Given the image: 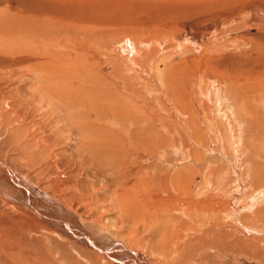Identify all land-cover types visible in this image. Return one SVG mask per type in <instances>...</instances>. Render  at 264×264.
Listing matches in <instances>:
<instances>
[{
    "label": "rangeland",
    "instance_id": "obj_1",
    "mask_svg": "<svg viewBox=\"0 0 264 264\" xmlns=\"http://www.w3.org/2000/svg\"><path fill=\"white\" fill-rule=\"evenodd\" d=\"M1 11L27 19V16L35 17L28 23L30 30L34 27L33 32L27 30L31 35L25 36L26 31L20 32V36L9 35L6 30L7 36L0 34V162L5 168L17 172L24 187L26 182L34 185L51 197L47 201L53 205L57 202L66 205L95 229L140 253L146 264L188 263H178L180 256L187 260L194 256L188 264H205V261L219 264L214 252L217 248L210 251L200 244L195 239L199 231L195 226L190 227L193 220L186 219L188 213L193 214V208L197 210L202 198H195L191 189L190 195L181 194L165 176L178 171L191 176L193 181L195 176L203 178L208 168L221 166L217 163L221 158L215 152L220 147L219 138L226 137L223 135L229 127L241 136L239 151L244 142L258 145V137L261 134L264 137V117L261 115L259 127L252 120L254 116L245 115L246 110L237 107L239 99L228 97L241 86L257 104L264 98V0H0ZM45 34L50 36L48 42L44 41ZM18 38L22 40L20 43ZM33 44L39 51L50 49L52 70L47 78L49 83L43 82L51 88L48 101L45 100L48 95L37 88L42 82L38 78L41 73L32 65L43 59L38 57L39 51ZM6 48L14 51L5 52ZM228 116L236 117L235 121ZM238 123L239 130L235 125ZM193 125L197 133L203 132L204 144L210 150L208 155L201 151L203 158L195 164L186 159L188 149L200 141L198 137L192 138ZM109 144L112 146L107 147ZM259 146L255 153L240 151L234 159L244 182L249 181L257 168V173L264 170V145ZM111 159L127 160L120 166L125 169L121 174L123 179L115 177L119 175L109 169L111 163L105 164ZM254 159H258L255 164ZM226 171L223 167L217 171L216 183L220 187L230 181ZM17 176L15 179H19ZM162 178L167 188L159 185ZM0 183V264H116L95 246L72 238L44 219L31 204L26 205L29 201L35 206L36 201L16 190L13 192L2 180ZM217 184L207 191L209 199L205 205L212 213L221 211L218 216L230 211V207L227 196L216 195ZM260 185L264 186V182ZM242 191L234 197L236 207L242 209L240 215L251 214L253 222H264L263 215L253 213L255 208L246 212L242 194L248 192ZM120 201L121 205L126 201L140 204L154 213L148 217L144 212L143 219L133 225L128 211H118ZM239 220L244 226L250 225ZM159 222L166 223L165 230L157 228ZM133 227H137L134 233ZM229 228L230 249L234 247L235 251H225L223 263L264 264V245H255L253 234L251 240L250 235L241 236ZM95 236L94 243L111 246L107 237ZM232 236L235 239L231 240ZM111 249L115 254L122 251H117V247ZM119 256H115L116 260Z\"/></svg>",
    "mask_w": 264,
    "mask_h": 264
},
{
    "label": "bare ground",
    "instance_id": "obj_2",
    "mask_svg": "<svg viewBox=\"0 0 264 264\" xmlns=\"http://www.w3.org/2000/svg\"><path fill=\"white\" fill-rule=\"evenodd\" d=\"M3 12V13H2ZM9 13V12H8ZM19 13V12H18ZM17 14V13H16ZM15 14V15H16ZM28 17V19L26 18V17H21V16H19V14H18V16H10V15H7V13L5 12L4 13V11H1L0 12V34L2 33V34H4L6 31H8V33H9V35L10 34H16V33H19V36H20V32H22L23 34L25 33V31H26V33H25V36H28L31 32H33V29H34V27H33V29H31L30 30V26H29V24L28 23H30V22H33V20H34V16H27ZM45 17H46V15H45ZM37 19V18H36ZM38 23V22H37ZM44 23V22H43ZM33 25V24H32ZM38 26V25H37ZM4 27V29H2ZM5 27H6V29H5ZM45 28V27H44ZM43 28V29H44ZM47 29H48V26L46 27ZM76 28V27H75ZM81 28V27H80ZM2 29V30H1ZM6 30V31H5ZM27 30H29V31H31L30 33L28 32V34H27ZM24 31V32H23ZM35 31V30H34ZM40 30L38 29V32H39ZM37 32V31H36ZM38 32H37V34H38ZM42 33V32H41ZM32 34V33H31ZM30 34V35H31ZM5 36H7V33H5L4 34ZM16 35H18V34H16ZM22 35V34H21ZM44 35V34H43ZM2 36V35H1ZM12 36V35H11ZM33 36V35H32ZM22 37V36H21ZM36 37V36H35ZM38 37V36H37ZM40 37V36H39ZM45 40L44 41H47L48 39L50 40V36H48V35H46L45 34ZM1 38H4V37H1ZM9 38V37H8ZM24 38V37H23ZM32 38V37H31ZM41 38H43L42 36H41ZM6 39V38H5ZM5 39H3V40H5ZM15 39H17L16 37H15ZM27 40L29 39V38H26ZM44 39V38H43ZM0 40H2V39H0ZM26 40V41H27ZM34 40V39H33ZM38 40V39H37ZM7 41V40H6ZM5 41V42H6ZM12 41H14V40H12ZM18 41H19V38H18ZM20 41H22L21 39H20ZM20 41H19V43H20ZM31 41V40H30ZM30 41H29V43H30ZM35 41H36V39H35ZM77 42L79 41V39H77L76 40ZM38 42H41V41H38ZM48 42V41H47ZM7 43V42H6ZM31 43H32V41H31ZM46 43V42H45ZM18 44V43H17ZM36 44H37V42H36ZM46 44H50V42L49 43H46ZM4 45V44H3ZM10 45V44H9ZM8 45V46H9ZM15 45V44H14ZM26 45V44H25ZM34 45V47H35V44H33ZM44 45V44H43ZM39 46V45H38ZM41 46V45H40ZM50 46V45H49ZM7 47V46H6ZM13 47V46H12ZM29 47H31V46H29ZM28 47V48H29ZM45 47V46H44ZM44 47H42V50H43V48ZM2 48H3V46H2ZM10 48H11V45H10ZM17 48H19V47H17ZM33 47H31L29 50L31 51V49H32ZM36 48V50H38L39 51V47H35ZM46 48V47H45ZM48 48V47H47ZM1 49V48H0ZM49 49V48H48ZM6 50L7 51H5V50H3V51H5V52H10V51H14L13 50V48H12V50H10V51H8V48H6ZM16 51V50H15ZM32 51L34 52V50L32 49ZM11 53V52H10ZM30 53V52H29ZM13 54V53H12ZM34 54V53H33ZM36 54L38 55V57H40V58H42L43 59V61H41V62H37V64H34V65H32L31 67L34 69V70H36V71H38L39 73H41V75H39V79L42 81V82H38L39 84L37 85V88H38V90H40V92L41 93H46L47 95L49 94L50 95V86H48V84H47V86H46V83H43L44 81H47L48 83H49V81L47 80V78H49L50 77V49L49 50H46L45 49V51L43 50V51H39V52H36ZM32 55V54H31ZM53 56V55H52ZM35 57H37V56H35ZM54 58V57H53ZM83 59V58H82ZM53 61V60H52ZM77 62V61H76ZM75 63V62H74ZM80 66V65H79ZM174 66V65H173ZM32 69V70H33ZM172 69H177L176 67H174V68H172ZM171 69V70H172ZM52 70V69H51ZM158 70H160V69H158ZM173 72V71H172ZM55 73V72H54ZM67 73V72H66ZM80 73H81V71H80ZM176 73H177V71H176ZM36 74V73H35ZM56 74V73H55ZM40 84H42V85H40ZM256 85L258 84V83H255ZM51 85V84H50ZM72 85V84H71ZM247 85L250 87V88H252L253 87V85H252V87H251V85L249 84V83H247ZM246 85V86H247ZM260 85V84H259ZM72 87V86H71ZM262 87V86H261ZM62 88V87H61ZM70 88V87H69ZM64 88H62V91L64 92V90H63ZM85 89V88H84ZM253 89V88H252ZM254 90V89H253ZM248 92V90H246L245 89V87H241V86H239L238 88H236L235 90H234V92H231V93H233L232 95H230V94H228L229 96L228 97H232V96H234L235 98H237V99H239V103L237 104V107L238 106H241V107H243V109H245L246 111V114L245 115H247V114H249V116L251 115V117L253 118V116H254V119H252V120H255L256 121V123L257 124H259V127L261 126V121H262V117H261V115L264 117V98H262L261 100H260V103H258L257 104V100H255V101H253L252 99H250L251 97H248L249 96V94L247 93ZM83 93V92H82ZM184 93V92H183ZM186 93V92H185ZM194 93V92H193ZM224 93H226V92H224ZM58 94V93H57ZM247 94V95H246ZM47 96V98L45 99V97H44V99L46 100V101H48V98H50V96ZM61 95V94H60ZM60 95H58L59 97H60ZM74 95V94H73ZM76 95V94H75ZM85 95V94H84ZM185 95V94H184ZM226 95V94H225ZM57 96V97H58ZM66 96V95H65ZM70 96V95H69ZM79 96V95H78ZM186 96V95H185ZM185 96H183V97H185ZM187 96H188V93H187ZM246 96L248 97L247 99H246ZM41 97V96H40ZM70 97H72V96H70ZM227 97V96H226ZM261 97V96H260ZM67 98V97H66ZM235 98H233V99H235ZM254 98V97H253ZM42 99V98H41ZM52 99V98H51ZM56 99V98H55ZM64 99V98H63ZM227 100H228V98H226ZM255 99V98H254ZM231 100V99H230ZM53 101H58V100H53ZM62 101V100H61ZM232 101V100H231ZM234 101V100H233ZM232 101V102H233ZM50 102H52V100L50 101ZM188 102V101H187ZM210 102H212L213 103V100H211ZM215 102H216V100H215ZM221 102H222V100H221ZM40 103V102H39ZM44 103V102H43ZM54 102H52V104H53ZM56 103V102H55ZM61 103V102H60ZM59 103V104H60ZM71 103H72V101H71ZM61 104H63V103H61ZM64 104H66V103H64ZM80 104V103H79ZM227 104V103H226ZM229 104V103H228ZM47 105V104H46ZM53 105H57V104H53ZM178 105H180V104H178ZM230 105V104H229ZM236 105V104H235ZM50 106H52V105H50ZM58 106H60V105H58ZM65 106V105H64ZM64 106H62V107H64ZM185 106H187V105H184V107ZM189 106V105H188ZM187 106V107H188ZM227 106V105H226ZM57 107V106H56ZM55 107V108H56ZM61 107V108H62ZM74 107V106H73ZM181 107V106H180ZM228 107V106H227ZM234 107V106H233ZM233 107H231V108H233ZM236 107V106H235ZM39 108V107H38ZM59 108V107H58ZM70 108V107H69ZM113 108V107H112ZM183 108V107H182ZM223 108V107H222ZM261 108V109H260ZM57 109V108H56ZM114 109V108H113ZM220 109V108H219ZM218 109V110H219ZM48 110V109H47ZM46 110V111H47ZM50 110H52V108L50 109ZM60 110V109H59ZM62 110V109H61ZM64 110H67L68 111V109H64ZM217 110V111H218ZM238 110H240V108L238 109ZM262 110V114L260 113V111ZM5 111V110H4ZM63 111V110H62ZM61 111V112H62ZM224 111H226V110H224ZM227 111L230 113L231 112V110H230V108H228L227 109ZM234 111V110H233ZM1 112V111H0ZM57 112V111H56ZM64 112V111H63ZM62 112V113H63ZM66 112V111H65ZM64 112V113H65ZM81 112V111H80ZM213 112V111H212ZM243 112H244V110H243ZM8 113V112H7ZM48 113V112H47ZM60 113V112H59ZM64 113H63V115H64ZM219 113V112H218ZM221 113V112H220ZM61 114V113H60ZM226 114V113H225ZM225 114L223 113V116H225ZM58 115V114H57ZM56 115V116H57ZM66 115H67V112H66ZM64 116L65 118L66 117H68L69 116V112H68V116ZM218 115V114H217ZM231 115V114H230ZM239 115H242L241 113L239 114ZM236 116V115H235ZM243 116V115H242ZM241 116V117H242ZM49 117V116H48ZM63 116L61 117V118H64ZM70 117V116H69ZM229 118H231L230 116H228ZM250 117V118H251ZM68 120H69V118H67ZM231 119H233L234 121H235V119H236V117H232ZM240 119V118H239ZM62 120V119H61ZM242 121H244V120H242ZM250 121H251V119H250ZM66 122V121H65ZM65 122H64V124H65ZM57 123V122H56ZM67 123V122H66ZM68 123H69V121H68ZM249 123V122H248ZM74 124V123H73ZM72 124V125H73ZM117 124H119V123H117ZM197 124V123H196ZM213 124V123H212ZM56 125V124H55ZM208 125H211V122H210V124H208ZM236 126L237 125H239V123L238 124H235ZM242 125V124H241ZM93 126V125H92ZM103 126V125H102ZM238 127V126H237ZM199 128V127H198ZM104 129V128H103ZM193 135H192V138H194V139H197V137L199 138V140L200 141H198L197 142V144L196 143H194V145H192V147H190L189 149H188V151H187V157H186V159H187V161H189V162H191V163H193L194 162V164H195V162H196V160H198V161H200V159H202L203 158V154H202V152L201 151H204L205 153L204 154H207L208 155V153H209V151L210 150H208L207 148H206V145L204 144L205 142H204V138H203V132H201L200 134L199 133H197L196 132V129L194 128V125H193ZM236 129H240V127H238V128H236ZM263 129V128H262ZM105 130V129H104ZM195 130V131H194ZM199 130H201L200 128H199ZM220 130H222V129H220ZM99 131V130H98ZM97 131V132H98ZM209 131H211V133H213V135H214V137L215 138H219L218 136H216L217 135V133H215L214 132V130L213 129H210L209 128ZM108 132V131H107ZM190 132V131H189ZM262 132H263V130H262ZM109 133V132H108ZM186 133V132H185ZM220 133V132H219ZM235 133H237V132H235ZM102 134H103V132H102ZM131 134V133H130ZM220 134H222V133H220ZM103 135H105V134H103ZM125 135V134H124ZM135 135V134H134ZM185 135H187V134H185ZM200 135H201V137H200ZM219 135V134H218ZM123 136V135H122ZM139 136V135H138ZM188 136V135H187ZM222 136V135H221ZM223 136H226V137H221V138H219V146L220 147H218V149H217V151L215 152L217 155V157L219 156L221 159H218L217 160V163H221V166L220 165H218L217 167H213V168H208L207 170V173L204 175V173L205 172H203V178H200L199 176H195L194 177V179H193V181L191 180L192 178H191V176H189V175H184V174H182L181 172H178V171H176L173 175L171 174V173H169L167 176H165V179L167 180V181H171L172 183L174 182V184H172V185H174V186H177V188L176 189H178L179 191H180V193L181 194H184V195H190V190L189 189H191L192 190V192H193V196H195V198H202L201 199V201L200 202H198V203H200L199 205H198V207H197V210H196V207H195V209L193 208V214L192 213H188L187 215H186V219H189V220H193V222L191 223V226L190 227H193V226H195V230L197 229L198 231H199V234H197L196 236V240H198L199 242H201L200 244H203V246L204 247H206V248H209L210 249V251H212V250H214V248L217 250V251H214V252H216V258H218V259H220V262H219V264H224L223 263V259H222V257L223 256H226L225 254V251H228V252H230V250H232V249H230L231 248V242L229 241V237H230V235H231V233L229 232V230H230V228H229V226H231L232 227V229L234 230V231H237V233H239L241 236L242 235H246V234H248V235H250L249 236V238L251 239V236L253 237V235H254V241H255V245H257L258 243H260V245L262 244V245H264V222H258V220L256 221V222H253L255 219H252V216H251V214H245V215H243V216H241L240 215V212H241V210L242 209H239L240 207H236V200L234 199V197H235V195L236 194H239L241 191H242V189H246V192H248L247 194H242V196L245 198V205L244 206H246L245 207V209H246V212L247 211H249V212H251V211H253V209H254V212L253 213H255V214H258V215H263L264 216V186H262V185H260L261 183H263L264 182V170L263 171H259L258 173H257V170H258V168H257V170H256V172H254L255 174L254 175H251L249 178V181H247V182H244L243 181V179L241 178V176H240V174L241 173H239V171L237 170V167H236V164H235V162H234V159L235 158H237L238 157V154L240 153V151H247V150H251V152H253V153H255V151H258V145H260L259 147H262L261 146V144L262 145H264L263 144V142H264V137H261V136H263L262 134H261V136H260V138L258 137V139H259V143H258V145L256 144V143H252L251 145H248L247 144V142H244V144H243V147H242V150H238L239 149V147L237 148V146H239V141H240V139H241V136H240V134H234L231 130H230V127H229V129L227 130V132H224V135ZM119 137V136H118ZM131 137V136H130ZM129 137V138H130ZM80 138V137H79ZM159 138V137H158ZM188 138V137H187ZM222 138H223V141H222ZM92 139V138H91ZM108 139V138H107ZM117 139V138H116ZM139 140V139H138ZM148 140H150L149 138H148ZM159 141H161L162 139H158ZM242 140V139H241ZM254 140V139H253ZM98 141V140H97ZM102 141V140H101ZM104 141V140H103ZM119 141V140H118ZM158 141V142H159ZM206 141V140H205ZM93 142H94V139H93ZM242 142V141H241ZM117 143V142H116ZM249 143V142H248ZM261 143V144H260ZM94 144H96V142L94 143ZM98 144V143H97ZM96 144V145H97ZM146 144H147V142H146ZM158 144V143H157ZM86 145V144H85ZM102 145V144H101ZM148 145V144H147ZM187 145V144H186ZM214 145V144H213ZM110 146H112V144H109V146L107 145V147H110ZM188 146V145H187ZM228 146V147H227ZM103 147V146H102ZM117 147V146H116ZM139 147V146H138ZM184 147V146H183ZM196 147H198L199 148V150H197L196 149ZM207 147H209V146H207ZM223 147V148H222ZM101 148V147H100ZM113 148V147H112ZM148 148V147H147ZM211 148V147H210ZM213 148V147H212ZM217 148V147H216ZM178 150H179V148H177ZM240 149H241V147H240ZM107 150H108V148H107ZM122 150V149H121ZM154 150V149H153ZM102 151V150H101ZM122 151H124V150H122ZM100 152V151H99ZM184 152V151H183ZM182 152V153H183ZM242 152V153H243ZM103 154H104V151L102 152ZM113 153V152H112ZM122 153V152H121ZM125 153V152H124ZM194 154V157H191V154ZM249 153V152H248ZM258 153V152H257ZM111 154V153H110ZM246 154V153H245ZM259 154H260V152H259ZM262 154H264V153H262ZM113 155V154H112ZM130 155V154H129ZM232 155L234 156L233 158H232ZM253 155V154H252ZM255 155H257V154H255ZM108 156H110V155H108ZM246 156V155H245ZM262 156V155H261ZM264 156V155H263ZM121 157H123V156H121ZM149 158V157H148ZM207 158V157H206ZM241 158V157H240ZM244 158V157H243ZM258 158V157H257ZM260 158V157H259ZM106 159H108V157H106ZM116 159H118V158H116ZM125 159V158H124ZM128 159V158H127ZM252 159V158H251ZM256 159V158H255ZM253 160V164H255L256 162L255 161H257V160ZM261 159V158H260ZM133 160V159H132ZM138 160V159H137ZM195 160V161H194ZM139 161V160H138ZM205 161V160H204ZM203 161V162H204ZM250 161V160H249ZM106 162V161H105ZM117 161L116 160H112L111 159V162L109 161L108 162V160H107V162L105 163V164H110L109 165V169H111L112 168V171H114V173L115 174H117V175H119V176H116L115 175V177H118L119 179H120V177H122V173H124L125 172V169L124 170H122L121 169V167L120 166H122V164L123 163H125V162H127V160L124 162V161H120V160H118V162L116 163ZM241 161H239L238 163H240ZM243 162H244V160H243ZM248 162V161H247ZM259 162V161H258ZM264 162V161H263ZM120 163V164H119ZM174 163V162H173ZM230 164V166L229 165H227V164ZM261 163V162H260ZM116 164H118V165H116ZM209 164V163H208ZM224 164V165H223ZM243 164V163H242ZM206 165V164H205ZM216 165V164H215ZM239 165V164H238ZM250 165V164H249ZM252 165V164H251ZM139 166V165H138ZM175 166V165H174ZM187 166V165H186ZM194 166V165H193ZM208 166V165H207ZM210 166H211V164H210ZM209 166V167H210ZM214 166V165H213ZM256 167H259V163L257 164V165H255ZM6 166H4V164L2 163V162H0V180H2V184L4 185H7L6 187H8L10 190L12 189L13 190V192L16 190V192L17 193H19L21 196H24V197H26V196H28V197H30V198H28V199H33V201H36L37 203H36V205L34 206L32 203H30L29 201H27V203H26V205H29V204H31V208L32 209H34V210H36V211H39V213L38 214H41L42 216H43V218L44 219H46V220H48V221H50L51 223H54L57 227H59V229L61 230V231H63V232H65V233H67V234H69V236H71L72 238H74V239H77L78 241H81L82 243H85L86 245H88V246H90V245H92V246H95L96 247V249L97 250H99V252H101L103 255H108L109 257H111L110 259H112V260H115V261H113V262H115L116 264H146L145 263V259H143V257L141 256V254L139 253H136V252H134V251H132V250H130V249H128L127 247H124L122 244H120V242L118 243L117 242V240H115L114 238H112L110 235H108L106 232H103V231H99V230H97V229H95L94 227H93V225L92 224H90V222L88 223V222H86V220L84 221V220H82L81 219V217H77L72 211H70L67 207H66V205H63L62 203H60V202H57V204H55V205H53L50 201H47V198H50L51 199V197L49 196V195H47V194H44V193H42V191L41 190H38L34 185H27L28 183L26 182V181H24V182H26V187H24L23 185L25 184V183H23V185L20 183V181H21V179H20V177H18L17 176V172H15L14 170H10V169H6L5 168ZM123 167V166H122ZM150 167V166H149ZM187 167H192V165L190 166H187ZM222 167L223 168H226L228 171H226L225 173H226V176L227 177H229L228 179H230V181L225 185L224 183V186L223 187H220L217 183H216V178H218L217 177V171H219L220 169L222 170ZM239 167V166H238ZM261 167V166H260ZM249 168V167H248ZM185 169V168H184ZM192 169V168H191ZM245 169V168H244ZM255 169V168H254ZM259 169H261V168H259ZM202 170V169H201ZM229 170H230V172H229ZM251 171H253V169L251 170ZM222 172V171H221ZM233 174H232V173ZM242 172V171H241ZM247 172V171H246ZM160 173V172H159ZM112 174V173H111ZM129 174V173H128ZM221 174V173H220ZM235 174H237L236 175V177H234L233 178V175H235ZM249 174H250V171H249ZM17 176L19 179H15V176ZM247 175V174H246ZM112 176H113V174H112ZM201 176V175H200ZM244 176V175H243ZM146 177V176H145ZM155 177V176H154ZM225 178V177H224ZM122 179H123V177H122ZM163 179V178H162ZM169 179V180H168ZM160 180V179H159ZM159 180H158V182H159ZM219 180V179H218ZM217 180V181H218ZM247 180V179H246ZM191 181H192V183H191ZM223 181V180H222ZM121 182V181H120ZM120 182H118V183H120ZM148 182V181H147ZM170 182V183H171ZM197 182H199V183H197ZM223 182H225V181H223ZM214 183L215 184H217V185H215L216 186V195H217V193L218 194H222L221 196H225V198H226V196H227V198L229 199L228 201V205H229V207H230V211H224V213H222V215H216L218 212L220 213L221 211H218L216 214L213 212L212 213V211L210 212L209 211V207L207 206L208 205V199H209V196L208 197H206L207 196V191L209 190V188H211L210 186H214ZM218 183H220L219 181H218ZM1 184V183H0ZM115 184V183H114ZM117 184V183H116ZM164 184H165V182H164V179H163V182L161 181V182H159V185L164 189V188H167V186H164ZM119 185V184H118ZM140 185V184H139ZM260 185V186H259ZM29 186V187H28ZM30 186L32 187V188H30ZM117 186V185H116ZM121 186V185H120ZM244 186V187H243ZM121 187H123V182H122V186ZM127 187V186H126ZM136 187V186H135ZM131 188V187H130ZM137 188V187H136ZM139 188V187H138ZM173 188V187H172ZM213 188V187H212ZM175 189V188H174ZM9 190V191H10ZM56 190V189H55ZM126 190H128V189H126ZM123 191V192H127V191ZM5 191V190H4ZM32 191H34V192H32ZM165 191V190H164ZM212 191L214 192V190L212 189ZM35 192H36V194H35ZM136 192V189H135V191H134V193ZM208 192H210V191H208ZM243 192V191H242ZM116 193V195L118 194L117 192H115ZM26 195V196H25ZM115 195V194H114ZM119 195H122V193H120ZM123 195H124V193H123ZM122 195V197H126V196H123ZM138 195V194H137ZM209 195H211V196H215L214 194L212 195V193L210 194L209 193ZM132 196H133V194H132ZM53 197V196H52ZM116 197L117 196H115L114 197V199H116ZM122 197H118L119 199H121ZM134 198L136 197L135 195L133 196ZM133 197L132 198H130V199H132V201L131 202H133L134 201V199H133ZM169 197V196H168ZM137 198V197H136ZM139 198V197H138ZM186 198V197H185ZM210 198H212V197H210ZM55 199V198H54ZM124 198H122V200H123ZM140 199H141V197H140ZM40 200H43L42 202H40ZM58 200V199H57ZM213 200V199H212ZM216 200V199H215ZM218 200H219V198H218ZM223 200V199H222ZM221 200V201H222ZM225 200V199H224ZM117 201V200H116ZM125 201V200H124ZM210 201L211 200H209V203H210ZM220 201V200H219ZM40 202V203H39ZM118 202V201H117ZM116 202V203H117ZM128 201H126V203L124 204V203H122V205H121V201L118 203L119 204V206H121V207H119V209L120 210H118V211H123V212H125V213H127L126 211H128L129 213H130V219L131 220H133L134 222V224L133 225H135V224H137V223H139V221H140V219L142 218V217H144V215H145V213L144 212H146V215H148V217H150L149 215L151 214H153L154 212L153 211H150L149 212V210L148 211H146V208H142V206H140V204L138 205V204H136V203H133V204H131V203H127ZM213 202H215L214 200H213ZM212 201H211V203H213ZM43 203V204H42ZM53 203H54V200H53ZM50 204V205H49ZM52 204V205H51ZM117 204V205H118ZM127 204H129V205H127ZM205 204H207V205H205ZM125 207H124V206ZM39 206V207H38ZM144 206V205H143ZM206 206L208 207V209L206 210ZM37 207V208H36ZM190 207H192V205H190ZM225 207V206H224ZM228 207V208H229ZM144 209H145V211H144ZM217 209V208H216ZM226 210H227V208H225ZM169 210V209H168ZM217 210H219V209H217ZM220 210H222V209H220ZM229 210V209H228ZM45 211H47V212H45ZM214 211V210H213ZM177 212H181V214H183L184 212L183 211H180V210H177ZM77 213V212H76ZM186 213V212H185ZM124 214V213H123ZM122 214V215H123ZM40 215V216H41ZM141 215H143V216H141ZM159 215V214H158ZM216 215V216H215ZM157 216V215H156ZM193 216V217H192ZM166 217V216H165ZM124 218V217H123ZM129 218V217H128ZM81 219V220H80ZM143 219V218H142ZM239 219H242L243 220V222L244 221H246V223H250V225H248V226H244L242 223H240V220ZM124 222V221H123ZM160 223V222H159ZM245 223V222H244ZM94 224V223H93ZM166 223L165 222H162V223H160V224H157V228H159V230H161V231H163V230H165V225ZM226 224H228L227 226V228H225V226L224 225H226ZM231 224V225H230ZM190 225V224H189ZM218 227V228H217ZM135 228H137V227H135ZM135 228L133 227L132 229H134V230H132L131 232L132 233H134V231H135ZM77 229V230H76ZM143 229H144V227H143ZM181 229V228H180ZM192 231V230H191ZM166 231H164L163 233H165ZM195 233H196V231H195ZM198 233V232H197ZM237 233H236V236H237ZM99 235L100 237H107V239H109L110 241H111V246L110 247H102L100 244H98L97 242H93V241H95L96 239L95 238H97L95 235ZM253 234V235H252ZM235 235V234H234ZM239 236V235H238ZM246 237V236H245ZM162 238H164V235L162 236ZM193 238V237H192ZM232 239H235V238H233V236H232V238H231V240ZM99 240V239H98ZM182 240V239H181ZM238 240V239H237ZM236 240V241H237ZM242 241V238L241 239H239V241ZM245 240V239H244ZM251 240H253V239H251ZM183 241V240H182ZM191 241V240H190ZM198 241L196 242V244L198 243ZM234 242V243H237V242ZM247 241H248V239H247ZM101 242V241H100ZM102 243V242H101ZM182 243V242H181ZM240 243V242H239ZM238 243V244H239ZM247 243V242H246ZM104 244V243H103ZM190 244V243H189ZM243 244H244V242H243ZM110 245V244H109ZM235 245H237V244H234V246ZM250 245H251V243H250ZM239 246V245H238ZM245 245H243V247H244ZM102 247V248H101ZM112 247H117L118 249H117V251L118 250H122L120 253H118V254H115V253H113V252H111L112 251ZM172 247V246H171ZM182 247H184V246H182ZM237 247V246H236ZM250 247H252V246H250ZM255 247H257V246H255ZM248 248V247H247ZM254 248V247H253ZM183 249V248H182ZM230 249V250H229ZM244 249V248H243ZM256 249V248H255ZM255 249H249V250H255ZM179 250V249H178ZM202 250H204V249H202ZM206 250H208V249H206ZM234 250V249H233ZM232 250V251H233ZM238 250H241L242 251V249H240V247H239V249ZM247 250V249H246ZM245 250V251H246ZM186 251V250H185ZM209 251V250H208ZM235 251V250H234ZM134 252V253H133ZM198 252H202V251H198ZM197 252V253H198ZM237 252V254H239L240 255V251L238 252V251H236ZM236 252H234V253H236ZM246 252H248V251H246ZM113 253V254H112ZM197 253H196V255H197ZM203 253V252H202ZM252 253V252H251ZM254 253V252H253ZM263 253V252H262ZM120 254H122L123 256L120 258ZM162 254V253H161ZM212 254H213V252H212ZM230 254H233L232 252L230 253ZM229 254V255H230ZM237 254H235V255H237ZM243 254V253H242ZM241 254V255H242ZM256 254V253H255ZM116 255H118L119 256V259L117 258V260H116V258H115V256ZM128 255V256H127ZM167 255V254H166ZM198 255H200V254H198ZM238 255V256H239ZM258 255V254H257ZM189 256H190V254H189ZM242 256H244V254L242 255ZM162 257H164V256H162ZM168 257V256H167ZM183 257V258H182ZM180 256L179 258V261H178V263H184V262H188L189 263V261H191L192 259H193V257L192 258H190L189 257V261L184 257V256ZM205 257H208V255H206ZM232 257V256H231ZM254 257V256H253ZM123 258H124V260H123ZM128 258V259H127ZM201 258V257H200ZM210 258V257H209ZM224 258V257H223ZM239 258V257H238ZM242 258V257H241ZM240 258V259H241ZM191 259V260H190ZM199 259V258H198ZM244 259V258H243ZM103 260H105V259H103ZM119 260H122V261H119ZM195 260V259H194ZM208 260H210V259H208ZM227 260V259H226ZM106 261V260H105ZM165 261V260H164ZM211 261V260H210ZM239 261V260H238ZM208 261H205V264L207 263ZM212 262V261H211ZM164 264H165V262H163ZM168 263V262H167ZM176 262H174V264H175ZM188 263H186V264H188ZM234 263V262H233ZM232 263V264H233ZM255 263V262H254ZM169 264H170V262H169ZM208 264V263H207ZM235 264V263H234Z\"/></svg>",
    "mask_w": 264,
    "mask_h": 264
}]
</instances>
